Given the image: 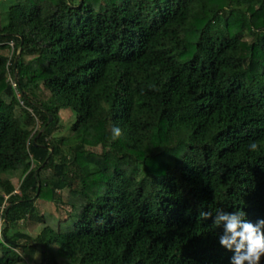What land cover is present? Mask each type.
Masks as SVG:
<instances>
[{
    "label": "trees",
    "instance_id": "trees-1",
    "mask_svg": "<svg viewBox=\"0 0 264 264\" xmlns=\"http://www.w3.org/2000/svg\"><path fill=\"white\" fill-rule=\"evenodd\" d=\"M6 16L0 264L38 246L46 264H230L201 213L264 219V0H14ZM64 108L81 133L65 153ZM26 216L35 240L7 226Z\"/></svg>",
    "mask_w": 264,
    "mask_h": 264
},
{
    "label": "clouds",
    "instance_id": "clouds-1",
    "mask_svg": "<svg viewBox=\"0 0 264 264\" xmlns=\"http://www.w3.org/2000/svg\"><path fill=\"white\" fill-rule=\"evenodd\" d=\"M113 139L122 135L119 127L113 128ZM258 142L252 141L249 148L256 151ZM206 219H213V225L223 227V234L219 235L221 246L233 253L230 264H261L264 258V219L255 223L246 219V212L217 211L215 217L210 212L201 213ZM0 228V236H1Z\"/></svg>",
    "mask_w": 264,
    "mask_h": 264
},
{
    "label": "rangeland",
    "instance_id": "rangeland-1",
    "mask_svg": "<svg viewBox=\"0 0 264 264\" xmlns=\"http://www.w3.org/2000/svg\"><path fill=\"white\" fill-rule=\"evenodd\" d=\"M12 1L14 0H0V19L2 21V23H7V16H6V9L8 8V6L12 3ZM74 3H78L79 0H73ZM247 38L249 39V36H247ZM12 47V42L9 43L8 47L3 48L2 53L5 54V56H7L8 58L11 56V52H13V50L11 49ZM17 53V51H16ZM30 56H26L25 60L29 59ZM7 79H10V77L7 75ZM7 99V98H6ZM8 100V99H7ZM17 113H19V108H16ZM59 120H58V131L53 134L52 136L55 137L57 140L60 137H64V141L61 143V149L63 150V152H66V149L68 148H72L75 147L77 145H79V141H80V136L81 133L79 132H73L71 130V125L73 123V121L75 120V113L73 112L72 109L70 108H64L61 109L59 111ZM39 124L37 123V125L35 126V128H39ZM94 151H100V146L93 148ZM12 183L15 187V191L17 192L18 190V184H19V180L13 179ZM75 186H79L78 183L76 182L74 184ZM57 194H59L61 196V199H65L66 198V194H67V189H63L61 191H58ZM5 206L8 205V201L7 203L3 204ZM34 210L36 211L35 215L40 214L43 211H47V212H51L54 213L56 215H59L60 218H65V211L63 210V207H59L57 206L53 201H49L48 199H36L34 202ZM34 211V212H35ZM2 223V222H0ZM3 226V225H2ZM12 226L11 229H15L18 231H21L23 233H27L30 237L31 240H35V238L37 237V235H39V233L42 230L43 225L41 223H38L36 220H32L27 218H20L18 222H15V224L11 225H7ZM5 226V227H7ZM24 240H20V242H23ZM42 249L38 246L35 249L34 252V257L33 259H30L28 257H24L23 261L19 264H40L41 259H42Z\"/></svg>",
    "mask_w": 264,
    "mask_h": 264
},
{
    "label": "water",
    "instance_id": "water-1",
    "mask_svg": "<svg viewBox=\"0 0 264 264\" xmlns=\"http://www.w3.org/2000/svg\"><path fill=\"white\" fill-rule=\"evenodd\" d=\"M50 118H51V117L49 116V119H50ZM33 142H35V141H33ZM42 263H43V264H46L45 261H44V257H43V256H42Z\"/></svg>",
    "mask_w": 264,
    "mask_h": 264
},
{
    "label": "built area",
    "instance_id": "built-area-1",
    "mask_svg": "<svg viewBox=\"0 0 264 264\" xmlns=\"http://www.w3.org/2000/svg\"><path fill=\"white\" fill-rule=\"evenodd\" d=\"M0 222H1V220H0Z\"/></svg>",
    "mask_w": 264,
    "mask_h": 264
}]
</instances>
